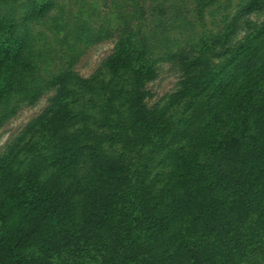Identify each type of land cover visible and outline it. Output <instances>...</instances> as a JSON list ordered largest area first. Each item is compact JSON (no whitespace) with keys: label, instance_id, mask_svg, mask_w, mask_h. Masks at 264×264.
I'll list each match as a JSON object with an SVG mask.
<instances>
[{"label":"trees","instance_id":"obj_1","mask_svg":"<svg viewBox=\"0 0 264 264\" xmlns=\"http://www.w3.org/2000/svg\"><path fill=\"white\" fill-rule=\"evenodd\" d=\"M39 1L17 20L0 13V101L45 91L24 84L33 36L17 28L55 5ZM262 8L242 0L219 35L158 59L125 22L112 31L106 78L52 76L28 129L43 139L0 155V264H264V24L228 44ZM164 19L155 27L169 28ZM158 60L179 72L162 105L148 104L146 86Z\"/></svg>","mask_w":264,"mask_h":264},{"label":"rangeland","instance_id":"obj_2","mask_svg":"<svg viewBox=\"0 0 264 264\" xmlns=\"http://www.w3.org/2000/svg\"><path fill=\"white\" fill-rule=\"evenodd\" d=\"M28 1L39 0H0V13H9L17 20L28 8ZM136 1L138 3L133 4V0H52L55 5L28 28L17 23L18 30H29L33 36V45L25 53L34 64L27 70L24 84L34 93L40 87H45V91L35 100L21 92L0 101V155L13 146L18 148L43 139L41 132L33 133L28 129L49 105L54 92L49 86L52 76L70 70L83 77H107L104 61L113 50L116 33L112 31L117 26L127 22L134 30L135 41L149 58H166L180 46L189 44L196 48L202 41L219 35L230 24L232 14L242 0H213L200 12L192 9L193 0ZM260 1L263 8L241 20L228 42L230 47L264 24V0ZM139 3L145 9L142 19L135 11ZM157 3L166 8L163 17L150 8ZM150 11L156 15H151ZM162 18L169 28L155 27ZM107 32H112L111 37H104ZM227 56L213 59L212 65L218 67ZM157 66L158 75L146 84L152 93L148 104L162 105L169 94L177 90L179 72L166 60H158ZM175 107L170 112L179 116L182 108Z\"/></svg>","mask_w":264,"mask_h":264}]
</instances>
